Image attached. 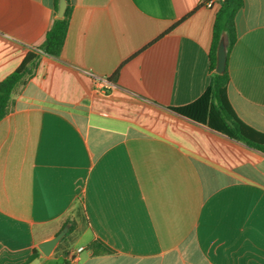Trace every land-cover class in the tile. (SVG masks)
<instances>
[{
  "label": "crops",
  "instance_id": "obj_1",
  "mask_svg": "<svg viewBox=\"0 0 264 264\" xmlns=\"http://www.w3.org/2000/svg\"><path fill=\"white\" fill-rule=\"evenodd\" d=\"M203 2L69 0L59 57L40 54L0 121V264L80 247L77 264H264V153L171 109L209 84L218 6ZM55 12L0 0V81ZM234 31L227 98L264 133V0H243Z\"/></svg>",
  "mask_w": 264,
  "mask_h": 264
},
{
  "label": "trees",
  "instance_id": "obj_2",
  "mask_svg": "<svg viewBox=\"0 0 264 264\" xmlns=\"http://www.w3.org/2000/svg\"><path fill=\"white\" fill-rule=\"evenodd\" d=\"M62 19L53 18L51 26L44 34V39L39 46L40 52H29L25 55L20 65L0 81V121L8 114L11 95L14 90L27 82L32 76L40 54L58 58L64 43L68 20L70 16L69 0ZM243 0H223L218 5L212 29V41L209 52V69L211 75L209 84L202 95L195 101L171 108L175 113L194 122L207 126L209 129L223 134L230 139L239 141L246 146L264 153V133L257 131L243 123L234 113L228 98L227 84L229 81L227 67L222 74H216L215 51L221 32L228 35L229 45L227 53L235 40L234 16L242 7ZM56 10V0H55ZM117 74L115 73L114 76ZM107 252V251H106ZM39 252L34 249L20 264L33 261Z\"/></svg>",
  "mask_w": 264,
  "mask_h": 264
},
{
  "label": "water",
  "instance_id": "obj_3",
  "mask_svg": "<svg viewBox=\"0 0 264 264\" xmlns=\"http://www.w3.org/2000/svg\"><path fill=\"white\" fill-rule=\"evenodd\" d=\"M67 6L66 0H57L55 17L57 19H62L65 13V9ZM229 45L228 35L226 32H221L217 46L215 51V68L214 71L216 74H222L225 70L226 60H227V48ZM65 229H63L59 234L54 236L53 238L46 240L38 245V249L44 255H48L59 241V239L64 234Z\"/></svg>",
  "mask_w": 264,
  "mask_h": 264
},
{
  "label": "built area",
  "instance_id": "obj_4",
  "mask_svg": "<svg viewBox=\"0 0 264 264\" xmlns=\"http://www.w3.org/2000/svg\"><path fill=\"white\" fill-rule=\"evenodd\" d=\"M223 0H204L203 5L206 8H213L218 6ZM93 85L99 89L100 91L104 92L108 86L106 84V81L102 78H96L94 77L92 79ZM83 250V248L76 249L73 253L69 255V264H77L78 263V254Z\"/></svg>",
  "mask_w": 264,
  "mask_h": 264
},
{
  "label": "rangeland",
  "instance_id": "obj_5",
  "mask_svg": "<svg viewBox=\"0 0 264 264\" xmlns=\"http://www.w3.org/2000/svg\"><path fill=\"white\" fill-rule=\"evenodd\" d=\"M76 244H77L76 238H72L69 242H67L68 249H70L71 247H75Z\"/></svg>",
  "mask_w": 264,
  "mask_h": 264
}]
</instances>
